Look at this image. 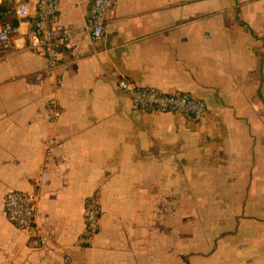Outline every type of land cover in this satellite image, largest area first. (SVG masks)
<instances>
[{
	"label": "crops",
	"instance_id": "crops-1",
	"mask_svg": "<svg viewBox=\"0 0 264 264\" xmlns=\"http://www.w3.org/2000/svg\"><path fill=\"white\" fill-rule=\"evenodd\" d=\"M20 1L31 13L2 4L0 24L27 36L35 0ZM90 4L61 0L79 45L56 70L27 48L0 56V264H264V0H116L97 41ZM121 75L208 110L138 111ZM11 189L37 194L46 245L7 219ZM89 194L103 213L82 245Z\"/></svg>",
	"mask_w": 264,
	"mask_h": 264
},
{
	"label": "built area",
	"instance_id": "built-area-1",
	"mask_svg": "<svg viewBox=\"0 0 264 264\" xmlns=\"http://www.w3.org/2000/svg\"><path fill=\"white\" fill-rule=\"evenodd\" d=\"M6 4L7 12H15L19 16L29 15L28 4L20 0H0V7ZM116 0H91L85 29L91 38L97 41L104 37L108 26L110 11L115 7ZM34 23L27 36L20 34V27L12 19L0 24V56L6 52L27 48L45 56L49 71L57 69L61 53L73 51L79 45L78 27L57 22L61 10V0H35ZM58 82L62 77L57 78ZM118 87L130 97L134 109L141 112H172L185 116L199 117L208 110L207 101L195 96L190 91H165L155 85L140 84L127 75H121ZM51 119H58L61 109L56 98L49 101ZM38 196L35 192L22 189H11L4 197L3 210L7 219L16 227L28 234V244L33 247L44 246L49 237L37 222ZM103 204L94 194L84 200L85 228L78 237L82 245H89L101 227ZM66 264H75L73 257L66 253Z\"/></svg>",
	"mask_w": 264,
	"mask_h": 264
}]
</instances>
